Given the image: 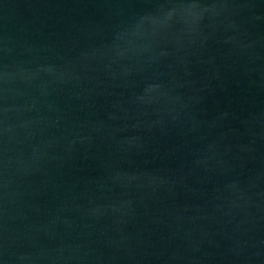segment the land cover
Wrapping results in <instances>:
<instances>
[{
	"label": "water",
	"instance_id": "water-1",
	"mask_svg": "<svg viewBox=\"0 0 264 264\" xmlns=\"http://www.w3.org/2000/svg\"><path fill=\"white\" fill-rule=\"evenodd\" d=\"M0 264H264V0H0Z\"/></svg>",
	"mask_w": 264,
	"mask_h": 264
}]
</instances>
